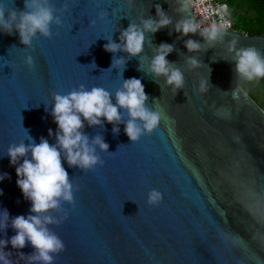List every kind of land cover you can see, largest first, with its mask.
Instances as JSON below:
<instances>
[{
	"label": "water",
	"instance_id": "obj_1",
	"mask_svg": "<svg viewBox=\"0 0 264 264\" xmlns=\"http://www.w3.org/2000/svg\"><path fill=\"white\" fill-rule=\"evenodd\" d=\"M31 2L0 0L6 21L16 13L10 31L0 27V173L8 174L0 181V211L9 214L0 239L15 235L11 219L31 207L16 184L9 146L41 138L56 143L55 95L100 87L115 104L124 81L137 78L145 107L159 119L148 130L136 118L141 132L133 140L125 131L126 108L117 106L119 120L101 116L89 124L82 117L80 131L97 161L85 168L61 156L72 200L41 213L55 218L46 226L63 243L47 264H264V223L241 196L242 185L264 191V109L241 86L246 78L236 69L243 49L253 47L264 58V35L203 32L189 0H47L49 32L37 31L26 44L15 23L34 11ZM157 5L170 23L146 31L141 52L105 49L110 41L123 44L129 24L142 28L143 20L160 19ZM182 22L196 31H177ZM189 39L199 48L189 50ZM161 43L172 45L166 59L183 75L178 88L151 71ZM97 136L106 149L93 144ZM153 190L160 199L149 202ZM2 251L10 264H46L31 259L37 253L27 240Z\"/></svg>",
	"mask_w": 264,
	"mask_h": 264
},
{
	"label": "clouds",
	"instance_id": "obj_2",
	"mask_svg": "<svg viewBox=\"0 0 264 264\" xmlns=\"http://www.w3.org/2000/svg\"><path fill=\"white\" fill-rule=\"evenodd\" d=\"M47 0H32L28 5L34 11L21 13L15 27L23 43H29L30 38L37 32L45 35L49 32V23L52 20V12L46 6ZM158 20L148 18L143 20L142 28L135 24H129L121 32L120 39L123 44L108 42L104 45L106 50L115 51L123 47L130 54H137L142 51L144 33L155 32L160 27L170 23L169 18L163 13L159 5L156 6ZM16 21V13H11V19L6 21L3 12L0 11V27L11 30L12 23ZM177 31L195 32L196 26L190 22H182L176 25ZM212 36H215L213 30ZM189 50L199 48V44L191 39L185 42ZM172 51V45L161 43L157 54L151 61V71L157 75H165L167 82L175 87L182 86L183 75L173 68L166 59ZM237 72L246 78L247 81H255L264 78V58L253 47L243 49L237 53ZM118 63L120 61H117ZM196 64L195 59H191ZM146 94L141 81L137 78L126 79L122 90L116 92V103L113 104L110 93L103 88L93 87L90 90L72 91L67 95H55L52 115L57 123L56 143L50 144L48 140L41 138L39 143L21 142L11 145L8 148L9 162L16 165V184L21 189L24 197L31 202L30 212L27 215H17L11 219V225L16 230L9 240L0 239V262L10 264L7 260L3 246L10 243L13 247L22 248L25 241H29L36 249V255L31 259L50 262L53 257L49 254L63 247L62 241L51 233L47 224L55 222V218L49 215H41L49 209L57 208L60 200H72L71 185L68 180V173L61 163V156L69 165L76 164L81 167H90L97 161L94 148L89 144L88 137L80 129L83 126V119L89 124L99 123V117L103 116L108 121L119 120L118 107L126 108L130 119L126 124V133L135 140L141 132L140 125L136 118L143 121V128L151 130L159 119V114L149 111L145 105ZM51 135V130H49ZM93 144H99L101 148H107L99 136ZM31 154L30 158L27 153ZM24 157L22 162L17 161ZM7 173H0V181H3ZM3 190L0 189V195ZM241 196L249 214L257 221L264 223V191H259L250 185H242ZM160 199V193L153 190L149 194V202H156ZM9 214L7 209L0 211V229L7 226Z\"/></svg>",
	"mask_w": 264,
	"mask_h": 264
},
{
	"label": "trees",
	"instance_id": "obj_3",
	"mask_svg": "<svg viewBox=\"0 0 264 264\" xmlns=\"http://www.w3.org/2000/svg\"><path fill=\"white\" fill-rule=\"evenodd\" d=\"M234 29L249 35H264V0H223ZM244 90L264 109V78L241 81Z\"/></svg>",
	"mask_w": 264,
	"mask_h": 264
},
{
	"label": "built area",
	"instance_id": "obj_4",
	"mask_svg": "<svg viewBox=\"0 0 264 264\" xmlns=\"http://www.w3.org/2000/svg\"><path fill=\"white\" fill-rule=\"evenodd\" d=\"M197 25L203 32L234 29L228 17V5L223 0H189Z\"/></svg>",
	"mask_w": 264,
	"mask_h": 264
}]
</instances>
